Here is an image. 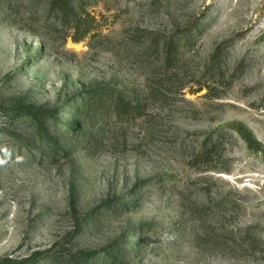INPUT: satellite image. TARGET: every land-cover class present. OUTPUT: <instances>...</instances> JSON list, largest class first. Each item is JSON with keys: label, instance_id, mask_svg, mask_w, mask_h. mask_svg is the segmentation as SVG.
<instances>
[{"label": "rangeland", "instance_id": "rangeland-1", "mask_svg": "<svg viewBox=\"0 0 264 264\" xmlns=\"http://www.w3.org/2000/svg\"><path fill=\"white\" fill-rule=\"evenodd\" d=\"M0 264H264V0H0Z\"/></svg>", "mask_w": 264, "mask_h": 264}, {"label": "trees", "instance_id": "trees-1", "mask_svg": "<svg viewBox=\"0 0 264 264\" xmlns=\"http://www.w3.org/2000/svg\"><path fill=\"white\" fill-rule=\"evenodd\" d=\"M56 1H60L62 3V5H66L68 3V1H70V0H55V2ZM101 95H102L101 92H97V93H95L94 97H95V99L100 101L101 100Z\"/></svg>", "mask_w": 264, "mask_h": 264}]
</instances>
